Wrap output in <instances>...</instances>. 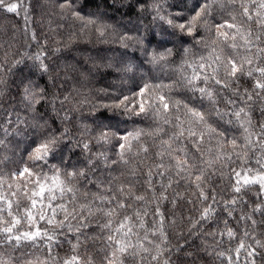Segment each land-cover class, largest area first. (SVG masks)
<instances>
[{"label":"snow or ice","instance_id":"6c2138e0","mask_svg":"<svg viewBox=\"0 0 264 264\" xmlns=\"http://www.w3.org/2000/svg\"><path fill=\"white\" fill-rule=\"evenodd\" d=\"M226 5L231 9L230 18L214 22V7L224 9ZM17 7L16 3L0 0V9L11 13L16 12ZM59 7L73 9V0H63ZM155 7L157 17L154 19L164 21L181 33L193 35L198 29H205L209 33L205 42L206 53L189 60L191 50L185 48V59L174 69L178 79L170 83L145 82L132 96H122L110 105H103L114 112L119 110L129 118L134 116L151 122L146 127L124 132L111 124L96 125L100 129L94 136L97 145L119 141L116 159H111L105 151L92 153L90 141L75 140L66 127L58 135L54 132L42 134L28 145L27 159L31 166L24 164L4 173L2 166L7 157L0 159V248L47 249L46 255L25 251L15 259L0 252V264H129L130 260L134 264H177L179 256L173 260V250L168 247L164 229L166 217L161 210V204L168 200L167 192L174 184L183 181L186 186L194 187L200 204L211 201L203 207L199 220L192 224L193 228L201 221L210 220L215 213L213 204L219 202L217 194L213 189L209 195L208 189L219 171L216 165L228 169V172L219 174L230 181L232 195L222 200L229 217L236 205L245 203V195L254 186H257L256 194L264 197V120L257 126L252 114L253 105L259 102L264 117V0H199L191 9L194 14H190L187 20L183 19L181 9L165 16L159 14L158 5ZM72 16L82 22L83 28L97 24V20L86 18L79 11L73 10ZM98 31L101 37L105 35L103 29ZM130 40L143 43L139 36L127 33L119 36V43L124 48L128 47L127 41ZM142 54L149 57L147 62L153 67L166 68L172 49L151 53L145 49ZM35 59L40 61V70L48 72V65L41 56ZM20 63L22 61H16L13 66ZM107 66L112 67L111 64ZM133 67L127 64L118 71L131 72ZM242 79L251 80L253 86L241 91ZM4 84L6 81L0 79V85ZM176 88H183L193 97L198 94L199 103L173 99L169 93ZM43 93L44 89L39 92L33 89L30 81L25 84L22 89L25 107L35 111V105L46 99ZM0 95H3L2 91ZM221 97L227 105L225 108L220 107ZM67 99L65 96L64 100ZM64 100L60 103L63 104ZM205 101L208 108L204 107ZM68 118L65 115L64 119ZM217 121L238 129L240 135L221 130ZM15 123L26 121L17 114ZM31 126L45 129L47 121ZM0 132V147L5 146L6 137L19 135L18 130L9 131L2 124ZM91 134L92 129L87 126L81 132L82 137ZM74 140V146L81 148L84 155L80 167L71 165L69 170L66 166L49 164L50 158L63 149L71 151ZM134 145H139L135 152ZM153 146L156 148L154 154L151 152ZM142 168L146 169L143 173ZM141 183L145 189L143 192L138 189ZM86 186H94L97 191ZM183 198L182 193H175L173 206ZM150 204L155 205V210L151 212L153 223L149 228L145 217L149 216L147 206ZM252 213L264 216V199L252 209ZM239 219L251 220L253 230L258 223L251 213ZM223 223L227 231H221L220 235H226L229 240L236 239L237 233L228 227V220ZM94 229L99 230L95 235L92 234ZM249 235L245 229L239 244L228 250L235 253V261L224 251L218 252L217 256L226 258L228 264H238L241 252L245 251L246 264H256L257 250L264 249V241L253 235V247L245 243ZM152 237H159V243ZM90 240L100 241L95 253L88 252ZM65 241L71 245L70 254L60 257L55 249ZM149 245L154 246V253ZM82 248L87 255L82 254ZM182 249V245L177 246L175 253Z\"/></svg>","mask_w":264,"mask_h":264},{"label":"trees","instance_id":"16d2710c","mask_svg":"<svg viewBox=\"0 0 264 264\" xmlns=\"http://www.w3.org/2000/svg\"><path fill=\"white\" fill-rule=\"evenodd\" d=\"M6 2L16 3L18 7L16 12L11 13L6 9H0V66H3L0 79L6 81V84L0 85V91L3 92V95H0V124L5 125L9 131L18 130L19 135L6 137L5 146L0 147V159L7 157L2 166L4 173H10L16 168L23 167L24 164L31 166V162L27 159V153L30 151L28 145L42 134L54 132L58 135L65 127L69 129L75 140L90 141L92 153L105 151L111 159H116L119 141L113 140L111 145H97L94 136L100 129L96 125L111 124L113 127H118L120 132H124L137 127H146L151 122L134 116L129 118L120 114L119 110L114 112L103 105H110L122 96H132L133 92L145 82L170 83L178 79L174 69L185 59V48L191 50L187 57L189 60L206 53L205 42L209 38V33L205 29L200 28L193 35H188L171 28L158 18L154 19L157 17L155 6L158 5L160 15L167 16L181 9L184 12L183 19L187 20L190 14H194L191 13V9L199 0H73V9L63 10L59 7L63 0H6ZM73 10L79 11L86 18L97 20V24L83 28L82 22L72 16ZM230 12L228 5L224 9L214 7V22L229 19ZM252 27L255 28V25ZM98 29L104 30L103 37L100 36ZM125 33L133 37H142L143 43L130 40L127 41V48L122 47L119 36ZM166 48L172 49L166 68L159 65L153 67L147 62L149 57L142 54L145 49L151 53L153 50L164 51ZM38 55L48 65V72L40 70V61L35 59ZM16 61L22 63L14 67ZM109 64L112 67H108ZM127 64L134 66L131 72L118 71ZM29 81L37 92L39 89H44L43 95L46 97L35 105V111H29L25 107L26 102L22 99L23 86ZM252 86L251 80L242 79L240 90L243 91L245 87L250 89ZM169 94L173 99L199 103L198 94L193 97L183 88H176ZM65 96L68 97L67 100H64ZM61 100H64L63 104L60 103ZM204 107L208 108L206 101ZM220 107H227L223 97L220 99ZM17 114L26 123L16 124ZM252 114L254 124L258 126V123L264 120L261 116V103L253 105ZM65 115L69 117L67 120L64 119ZM9 120L12 123H8ZM45 121H47L45 129L31 126L33 123L43 124ZM217 124L221 130L227 129L230 135H240L238 129L228 124L219 121ZM85 126L92 129V134L88 137L81 136ZM75 140L72 141L71 151L68 148L63 149L61 153L50 158L49 164L66 166L69 170L71 165L80 167L84 155L81 148L74 146ZM151 143L149 141L150 145ZM138 148L139 145H134L133 151H137ZM155 151L156 148L151 147L153 154ZM256 151L258 152L259 149ZM254 160L255 156L253 163ZM39 163L37 162L38 165ZM216 168L219 171L210 181L208 192L211 195L214 189L219 202L213 204L215 213L210 220L201 221L195 228L192 227L193 222L199 220L203 207L211 201L200 204L197 201L198 193L194 194V187L186 186L183 181L179 185L174 184L172 189L168 190V200L161 204V210L166 217L164 229L168 236V247L173 250V260L179 256L177 264H228L226 258L217 256L221 251L231 255L235 261V253L228 250L234 249L239 244L245 229L250 233L245 240L246 244L255 247L253 235L264 241V223H260L264 221V216L260 213H252V209L264 199L256 194L257 186L245 195V203L236 205L232 216L229 217L224 210L226 206L222 200L229 199L232 195L229 190L230 181L219 174L228 172V169L220 165H216ZM121 170L127 171V169H118ZM140 171L143 173L146 169L142 168ZM86 187L97 191L94 186ZM138 189L140 192L145 190L142 183L138 185ZM83 191L84 188L81 189V195ZM157 191H160L158 186ZM175 193H182L184 198L178 199L173 206ZM148 196L150 199L151 193ZM89 198L91 199V196ZM147 207L149 216L145 217V220L147 227L150 228L153 223L151 212L155 210V205L150 204ZM249 213L258 222L254 230L251 220L239 219ZM224 220H228V227L237 233L236 239L229 240L226 235H220L221 231H227ZM98 231L94 229L92 234L95 235ZM152 239L159 243V237ZM99 244V240H90L88 252L95 253ZM180 245L183 246L182 251L175 253V248ZM149 247L154 253V246L149 245ZM70 248L71 245L65 241L55 249V252L60 257H64L70 254ZM25 251L47 254L46 248L39 250L0 248V252L11 255L14 259L20 258ZM257 251L256 264H264V249ZM81 252L87 255L83 248ZM245 257L246 252L242 251L238 264H246ZM97 260H99L98 255ZM129 264L134 262L130 260Z\"/></svg>","mask_w":264,"mask_h":264}]
</instances>
